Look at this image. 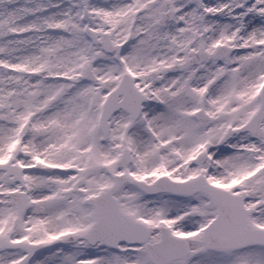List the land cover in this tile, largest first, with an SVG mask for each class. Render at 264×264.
Wrapping results in <instances>:
<instances>
[{"label":"snow or ice","instance_id":"1","mask_svg":"<svg viewBox=\"0 0 264 264\" xmlns=\"http://www.w3.org/2000/svg\"><path fill=\"white\" fill-rule=\"evenodd\" d=\"M0 264H264V0H0Z\"/></svg>","mask_w":264,"mask_h":264}]
</instances>
